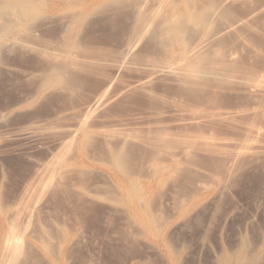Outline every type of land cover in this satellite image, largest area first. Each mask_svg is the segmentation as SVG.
Returning a JSON list of instances; mask_svg holds the SVG:
<instances>
[{
    "label": "rangeland",
    "instance_id": "rangeland-1",
    "mask_svg": "<svg viewBox=\"0 0 264 264\" xmlns=\"http://www.w3.org/2000/svg\"><path fill=\"white\" fill-rule=\"evenodd\" d=\"M245 1L246 0H233L232 2V0H228L225 3V6L227 7L226 9H229H225L228 12H226V16H228V18L231 17V24L233 20V23H235V21L239 22L238 18L240 17V25L236 29H243H235L236 32H240H237V35L239 33V35L241 34L245 36V38L250 39V45H252L253 42L252 49L254 47V49L257 50H251L253 55L251 56V54H248L251 53V51H248L251 48L250 45H248L250 48H246L247 53L245 52V48V51L241 49L244 54L240 51L235 67L236 69L238 68L242 70V73L244 71V74L251 67L252 68L250 71H253L254 66L255 68L259 67L257 71L261 68H264L262 67L264 65V0ZM112 11L108 10L107 12L111 13ZM103 12L104 10L98 11V13L96 12L98 15H95V13L92 14L95 16L90 15L89 17H86L84 22H82L83 26L80 29V33L78 34V37H80L81 39L78 37L76 39H79L80 41L81 47H79V51H81L83 48L86 49L88 46L89 48L92 47V52H96L94 54L96 57H98L97 53L101 58L104 56L110 57L111 55L113 57L116 56L114 52L118 54V47L125 37L124 34L127 31V24L125 20L123 21L124 18H122L123 13L121 14V11H117L119 16L116 15L117 13L115 11V15L117 17L116 19L111 18V15L114 14V12H112L111 15L107 14L106 11L104 14H101ZM229 12L233 13L229 14ZM63 15H67L63 8L59 9L58 11H51L50 9H47L45 11L43 15L45 18L42 17V19H47V17L52 18H48L46 21H42L41 19L40 22H38L39 26H42L43 30L45 31L44 32L42 30V34H40V37H42L43 40L46 36L47 37L45 39L52 40V35H54L53 38L55 39V37L59 34L58 32L59 30H61V26H58L62 23H60V21H64L63 19L68 17L66 16L63 18ZM252 15L253 17H251V20H249V16ZM102 16H104V18ZM105 16L108 17V20L106 19L107 17L105 18ZM55 17H57V19H60H58V23L56 22L57 19ZM228 18L226 19L227 22H229ZM242 18L244 20L248 19V22L246 23L244 22V20H242L241 22ZM94 19L95 21H93ZM253 19L254 21H252ZM113 21L115 24L113 23ZM250 21L253 23H251V25L255 28H253L254 30H251L250 28H252V26H250L249 32L247 29L248 27L246 28V26ZM228 24H230V22ZM245 24L246 26L243 27ZM82 29L83 33L81 31ZM231 33L233 34V32L230 31V33L226 35L228 40L224 39V35L221 42L223 46L226 43L225 45H227L226 48L228 49L238 47V42H240L236 41V38H238L237 35H235L234 38L232 35L228 37V35H230ZM14 34L15 33H11L10 35H8L6 39H4V41L0 44V46L2 45V48L4 47L3 51L6 47L8 48L9 44L12 46H9L8 49L14 48ZM46 34H50L51 36ZM42 35H44V38ZM229 38H231V40ZM242 38L243 37L240 36V38L238 39L240 40ZM245 38L243 39L246 40ZM248 39L245 41L246 43L248 42ZM235 41L237 42V44ZM249 42L247 44H249ZM3 43L7 46H5ZM85 45L87 46L85 47ZM148 45H151V48L145 49L144 53L141 56L140 62L146 61L148 59V55H151L147 53V49L148 52L150 50V53H155L154 55H157V52L159 54L161 52L160 50V52L158 51V48L160 49V47H158V43V46L154 44L156 47L150 43ZM254 45H257V48H255ZM108 46L111 48H109ZM21 47L23 46H19V48L15 47L17 48H14L16 52L14 51V49H11L9 50V53H7V49L5 50L6 53H0V82L2 83L0 84V86H2L0 87V113L5 108L4 106L10 105L21 97H25L31 94L30 92H33L39 82L37 77H35L36 79L30 77L32 78V80H26L24 79V77H22L21 73H18L20 71L22 72L23 68L24 70L27 69L26 71H29L30 68L33 70L37 66L36 64H38L34 56L33 59H30L32 55H27L25 53L27 52V48L25 49V47H23L26 50L25 51ZM258 48L261 50H259ZM22 49L25 52L22 51ZM103 49L104 51H106V53H103ZM12 50L14 52L11 53L10 51ZM111 50L114 52H112ZM258 50L260 51V54H263L259 55L260 57L254 56L255 53L253 51L258 52ZM261 51L263 53H261ZM84 52L86 57H92L91 51L86 52L84 50ZM89 52H91V54H89ZM22 53L26 54H24L25 57L21 55ZM241 54H243L242 57ZM246 54V58L249 59L250 56L252 57V59H249L250 62H248L249 60L247 61V59L244 58ZM94 55L93 57L96 58ZM248 55L250 56L248 57ZM107 57H104L103 59ZM109 57L105 60H109ZM115 58H117V56ZM31 60H33V62ZM251 60H254L252 61L253 63H251ZM34 62H36V64H34ZM108 62L111 63L112 58L111 62L110 60ZM96 63L97 65L94 63L95 67L93 69L91 67H93L92 65L94 64H90V68L86 65L85 66L87 67V69L85 67L83 68L86 71H83L82 69L81 71H78L80 69L77 68L72 72V79L77 84L76 90L72 92L73 94L71 92L68 93L67 91H64V93L59 92L58 94V92L55 91V98L51 95V98L47 99L49 102H46L47 100L42 101V103L40 102L32 111H29V115L26 113L18 116L11 115V113H9L6 114V117L3 116L5 119L0 116V127L5 126L4 128L8 129V132L6 131L5 135L1 134L2 137L0 135V155L10 168L8 172H3L4 170H2L0 167V186L3 188L2 189L0 187V192L3 202H6L7 205H11L12 201L14 202L20 196V192L22 189L21 185H23V181L35 168V162L37 160L46 161L47 156L48 160L53 151L57 148L54 141L56 142L57 140H59L63 135V128H68L67 126L73 125L75 120L67 119L66 121L56 124V127H54L55 129L53 128L54 133L50 132L48 135L49 137L39 139L41 141H38V138H35L34 140V138L32 137L10 141L8 138L10 135V130L24 124V121L26 122L28 120V117L30 118L31 114H34L33 116L39 115L37 118H45L46 116H50L51 114L55 113V111H59V109L60 111L61 109H83L82 107L88 104V99L91 97V95L99 91V89H101L105 81H107L110 76L115 77V80L117 79L113 83V87L111 89L112 92H110L112 98L109 103L106 104L102 109H100L97 114L92 116L91 120H88V124H90H87V126L89 129L92 128L91 130L93 131V142H90L91 146L90 144L88 145V153H91L90 155L93 154V157L89 156L85 159V162L76 163V166L74 164L75 162H73V165L70 164V166L72 165L73 168L72 172V168L70 167L71 169L67 170L66 175L63 174V176L61 174L62 177L60 179L61 181H63V183L60 182V179L58 180L59 176L56 177L57 179H55L54 187L43 198L45 202L42 201L43 203H41L40 208L42 206V216L43 213L45 214L43 218L44 220L46 219V226L44 224V226L42 224H39L40 226L34 225L33 228L37 229L36 227L39 226V228L41 229L43 226L44 230L45 228L47 229V233L44 234V236L47 235V237L43 238L42 236L41 242L35 245V247L37 245L38 246L31 249L33 250V252L35 251L34 248L36 249V251L33 253L34 259L32 258V264H59V256L63 253V250L65 248L64 246H66V244H69V247H72V249L70 250V252H72H69V254L71 255L68 256L65 264H173L171 253L169 252L167 247L168 244H172L171 241H173V244L174 242L177 243L175 246L179 249L180 259L185 258L187 264H209L214 256L228 252L230 248L231 250H233V248H235L234 246H236L244 236L247 237L252 244L254 243L253 241L257 243L259 239H261V236L263 237L264 234V160L262 159V161H260L261 158L259 159V162L262 163L252 160L253 157L251 158L249 156L248 158V155L246 156V154H242L246 156L245 159L242 160L243 162L241 161V159L244 158V156L242 157L241 155L242 158H238L243 163V166H245L242 167V163L238 162L241 163V166H239L236 161L239 168H243L241 169L243 171H239L240 177H235L236 179L238 178L237 181H235V178L233 179L232 184L234 181L237 184L235 183L236 185H231L230 192L227 193L228 198L225 196L227 199L224 200V204L223 202L220 203L221 205L219 207V210H215V206H213V211L212 209L211 211H209L210 209L206 210L207 214H205V211L201 210L203 211L201 212L199 210L198 215H196L199 217H195V211L190 215L191 217L188 215L190 219H188V216L183 218L181 216L187 210H192V207L195 203L205 201L211 196L213 192V190L211 189H214V184L212 185V181L216 180L219 177H217L216 175H220L221 172V174H223L225 172V167L227 169L230 166L231 161H233L232 159H234V155H232L231 153L235 154V149L234 146H232V149L230 147L232 144L235 145V140L237 139V141H240V137L243 138V136V139L245 140V137L252 136L251 134H246L248 133L245 132L247 131V129L244 131V128L242 127V129L240 127L241 123H243L244 127H248L246 126L248 122L244 121L248 119V116H245V119L242 117V115L240 117H237V120H235L234 118V122L236 121V126H234L235 124H232V120L231 125L233 126L229 127L230 123L227 124V121L222 122L223 119H221V116L214 114L215 116L217 115L215 118L216 120H214V115H211V117L210 114L207 115L205 111L208 112V110H202L201 112L203 113V115H201L199 107H201V109L202 107L203 109L204 107L210 109H215L218 107V110H220V107L222 106L223 108L226 107L228 110L229 108H233L232 106L236 108L235 105H237L238 107V105L242 103V106L247 103L249 106H247L246 104L245 105L250 108L249 103H251L252 101H248L249 99H246L248 96H250V94L244 99V96H246L248 92H245L246 95L242 92L245 90V88L244 90H240L241 92L237 93L239 88H243H238V86L234 87L230 84H226L228 86H226L225 84L221 85L218 84L219 82L215 81V79L214 81L210 82L209 80L211 78H204L206 79V81L209 79V82H207V84L204 82L205 80H200L201 82H204L202 84H205L203 88L194 87L196 83H188L193 86L188 87L187 84L186 86L185 83L179 81L180 84H182L181 86L175 79L174 81L176 82H174L170 77H154L155 75H152V77H150L151 75H148L143 71H137L138 69L135 70L136 67L134 68V66H131V68L129 67L128 71L123 70V72L114 75L113 67L110 64L107 65L100 62L102 65L101 66L98 65L99 62ZM11 65H15L17 68H15V70L11 69ZM247 65L250 68H248ZM100 66L103 68H101ZM90 69H92V71ZM93 71H95V73ZM84 72L89 73L84 74ZM259 72H261V70H259ZM17 77L20 79H18ZM202 84L200 85V82L199 84L197 82L196 85L202 86ZM230 86H232L236 90V92L235 90L233 91V88ZM217 87L219 88V90H216ZM171 100H174L175 102ZM253 100H255V98H253ZM257 101L260 103L258 99ZM43 102L45 103V105ZM179 103H182L184 105L180 104L179 107ZM254 103H251V106ZM186 106L188 107L187 112ZM191 106L194 107L193 112V107L190 110ZM177 109L178 112L185 111L186 114L185 112H182L183 115L180 112L177 113ZM198 109V114L195 115L197 113H195V111ZM210 109L209 113L213 110ZM218 110L213 112H218ZM175 112L177 113V115ZM98 114L99 116H97ZM199 114L201 116H204L205 119L207 118L208 120L202 119L201 117H199ZM196 116H198L199 118H196ZM257 116L258 118L259 116L261 117V115ZM241 117L243 119H241ZM249 117L252 118V116ZM209 118H212V120ZM217 118L221 119L220 121L222 123L219 120L217 121ZM252 119L255 120L254 122L257 121V123L259 121V119H255L254 116ZM252 119H248V121L250 120L251 122L249 121L247 125L251 123L249 125L251 126L254 123ZM260 120H262V117L260 118ZM243 121L246 123L244 124ZM262 121L258 123L259 126L262 124V126H264V122ZM91 125L92 127H90ZM233 127H236L237 129ZM99 131H101L100 134L103 132H107V134L110 135L109 137L105 134L107 137L111 138L109 139V141L108 139H106V141H108V144H110L109 142L111 141V145H109L108 147L112 146L113 149L117 148L115 150L116 153L111 148L107 149V144L105 143L106 141L102 142L103 138L105 139V137H103V134H101L102 138L97 135ZM241 133H244V135L242 136ZM50 134H57L55 136L56 138H53L54 135H52L51 137ZM6 135H8V137ZM214 135L217 136L214 137ZM118 136H120V139ZM216 137L218 138V140L222 139L223 137L227 138L226 140L223 138L222 141L225 140L224 145H226L229 141L231 145L228 143V145L230 146L228 147L231 150H229V148H227L226 150L225 148L227 147V145L225 147L223 144L222 145L224 147L222 148H224V152L230 151L228 153L229 155H232V159H230L231 157L226 153L225 154L227 156L223 154L224 152L221 151V146L219 147L220 144L218 140L214 141L217 142L216 145L219 144L217 145L219 147V152L216 151L217 153L215 152V150H213V148H218L215 147L216 145H211L213 147H211L212 150H210V148L208 147L210 144L208 146H204L205 140L203 139H217ZM52 138L54 139V141ZM230 138H232V141L234 140V143L231 142ZM45 139L46 142L44 141ZM249 139H251V137ZM157 140L161 141L158 142ZM42 141L43 143H41L40 145L39 142ZM222 141L220 140V143ZM197 142H203L202 146L207 147L209 150L207 148H202L201 146H199L200 143ZM45 143H47V145ZM193 143H197L199 145H192ZM42 144L45 146L43 147ZM48 144L49 147H47ZM104 145H106V147ZM45 147L48 148V150ZM186 149L189 151L192 150L193 153L191 151L190 153H188L189 151H187ZM233 149L234 151L231 152ZM119 150H121L122 153L119 154ZM184 150L187 151L189 157H187V154L185 156L186 152ZM209 151L214 153H210ZM191 154L192 156H190ZM113 155H119L120 161L116 162V160L113 159ZM172 155H175L176 157ZM222 155H224L225 157ZM89 158H93L95 160L97 159L99 161L96 160V162H93V159L91 161V159ZM228 158L230 161L228 160ZM246 159L248 161L244 162V160ZM253 159L256 158L254 157ZM176 160L180 161L179 164H181L177 165ZM256 160H258V158ZM113 161L115 162V164L117 163V165L120 162L121 165L119 169H117V165H115ZM250 161L253 162L251 163ZM85 163L86 165H84ZM226 164H228V166H226ZM259 165H262L263 167H260ZM87 166L89 168H87ZM68 167L69 166H66V168ZM77 167L81 170H79ZM122 167L124 169V174L121 172ZM252 167L255 170L252 169ZM73 171H75L76 173ZM63 173H65V171ZM215 176L217 178L213 179V177L215 178ZM63 177L64 179H62ZM1 181L3 182V184ZM64 181L67 188L69 185V188L67 189L66 186H64L67 190H64L63 194L62 190L64 188ZM60 183H62L63 185ZM57 184L58 186L60 184V186L58 187ZM61 186L62 189L60 191L57 190L58 188H61ZM121 188L124 190H122ZM57 191L58 193H56ZM59 192H61L63 195L61 193L59 194ZM95 196L97 197V199H95ZM93 197L94 199L91 200ZM221 206L222 209H220ZM196 218H198V220L200 218L204 219L203 221L199 220L198 222ZM181 220L190 222H184ZM194 220L197 222H195ZM180 222H182V224H179ZM187 223L189 224L188 227L186 226L188 225ZM183 224L186 228L183 227ZM178 225H180V227L182 226L183 228H180ZM38 229L37 231H40ZM34 231L33 229H31V232ZM35 233L37 234L39 232L35 231ZM169 236L170 238H168V240L167 237ZM185 239L189 242H187ZM164 242L166 244H164ZM201 243L203 245H201ZM202 247H204V249ZM50 252L52 254H50ZM53 253L56 256L58 255L56 257V260L54 259ZM190 253H192L193 255ZM29 257H32V255L30 254ZM202 257L205 258L203 259ZM47 258H50L51 260ZM30 262L31 260L28 261V263Z\"/></svg>",
    "mask_w": 264,
    "mask_h": 264
},
{
    "label": "bare ground",
    "instance_id": "bare-ground-1",
    "mask_svg": "<svg viewBox=\"0 0 264 264\" xmlns=\"http://www.w3.org/2000/svg\"><path fill=\"white\" fill-rule=\"evenodd\" d=\"M227 1L228 0H0V44L4 41V39H6V37L8 35H10L11 33H15L14 34L15 35L14 41H13L14 48L15 47L19 48V46H23V47H25V49L27 48V52H25L26 50L23 47H21L25 50L24 51L22 49V51H24L27 55H32V57H30V59L31 58L33 59V56H34L36 62L38 63V64H36V62H34V64L37 65L36 67H38V68L35 67L36 69L33 67L34 68L33 70L30 68L29 71H26L27 69L24 70V68H23L22 72L21 71L20 72L17 71V72L21 73L22 77H24V79H26V80H28V79L32 80V78H30V77H33V79H36L35 77H37V79L39 80L36 88L33 90V92L32 91L30 92L31 94H29L28 96H25V97H21L20 99H18L17 101H15L14 103H12L10 105H6V106L3 105L5 108L1 111L0 116L2 118H4L3 116L6 117V114H9V113H11V115H18V116L21 114L22 115L26 114V113L29 115V111H32L36 107L37 104H39L40 102L42 103V101H44V100L46 101L48 98H51V95L53 97L56 94V93H54L55 91L58 92V94H59V92L64 93V91H67L68 93L74 92L77 88V84L72 79V72L77 68L80 69L78 71H81V69L83 71H86L85 69H83L84 67L87 69V67L90 68V66H89L90 64L95 63L97 65L96 62H99L98 65H101V63L107 64V65L110 64L113 67V74L114 75L123 72V70L128 71L129 67L131 68V66H134V68L136 67L135 70L138 69L137 71H139V70L143 71L144 73L151 75L150 77H152V75H155L154 77H156V76L157 77L162 76V77H166V78L170 77L171 79H173V81L175 79V80H177V82L180 81V82L185 83V85L187 84L188 87L189 86L193 87L191 84H193V83L197 84V82H198V84L200 82V85L204 82L207 84V82L214 81V79H215V81L219 82L218 84H221V85L230 84V85H233L234 87H236V86H238V88L242 87L243 89L239 88V90L237 88V90H238L237 93L241 92L240 90H244V88H245V90L242 92L245 95L247 92H248V94L246 96H244V99L250 94V96H248L249 98L247 97L246 99H249L248 101H252L251 103H254V101H255V103H258V104L254 103L251 106V103H249L250 108H248L247 106H249V105L247 103H245L247 106L245 104H244V106H242L243 105V103H242V104L238 105V107H237V105H235L236 108L234 106H232L233 108H229L230 110L229 109L227 110L226 107H225L226 108L225 109L221 106L222 110H221V107H220V110H218V107H217L215 109H217L218 112H215V113L213 111H217V110H215L214 108H211L213 110L210 111V113H209L210 108L206 107L207 108L206 109L204 107V109H203V107H202V109H201V107H199L200 112L202 110H208V112L207 111H205V112L207 113V115L210 114V117H211V115H214V114L221 116L222 117L221 119H223L222 122L227 121L226 122L227 124L230 123L229 127L233 126V125H231L232 120L234 122V118H235V120H237L238 119L237 117H240L241 115L244 119H245V116H248V119L250 118V120L253 118V116L255 117V119H257L258 118L257 115H261L262 120H263L264 119V70H263L264 68L259 69V70H261V72H259V70L257 71V69L259 67L257 66L258 68H255V66H254V68H253L254 70L250 71L252 67L250 68L247 65L248 68H250V69L247 68L249 72L247 71V72H245V74H244V71L242 73L241 72L242 70H240L238 68L236 69L235 65H236V61H238L237 58H238V55L240 54L241 49H243V51L246 50L245 52L247 53L248 48L251 47L248 50L250 52L251 50L254 49V47L252 49L253 42H252V45H250V42H251V41L249 42L250 39L245 38V36H243L241 34L239 35V33H240L239 31H237V32H239L237 35V32L235 31V29L238 28V26L240 25V17L238 18L239 22L235 21V23H233V21H234L233 20L232 24H231V21H230L231 17L229 16L230 18H228V16H226V14L228 13L226 10H229V9H226L227 7L225 6V3ZM234 1H236V0H234ZM232 2H233V0H232ZM227 6H228V4H227ZM62 8L65 10V12L67 14V15H63V18L66 16H68V17L64 18L63 19L64 21H60V23L62 22L61 25L58 24L59 25L58 27L61 26V30H59L60 28L58 29L59 34L56 36V33H55V36H56L55 39L53 38L54 35H52V38H51L52 40L45 39L47 36L44 38V35H42L44 38V40H43L42 37H40V34H42L43 28H42V26H39L38 22H40L42 17H44L43 15L47 9L48 10L50 9L51 11H58L59 9H62ZM102 10H104V12L101 14H104L105 11L107 12L108 10H110V11L113 10L112 12H114V14L111 15L112 12L111 13L107 12V14H110L112 16L111 18H115V19L117 18L116 15L119 16L117 11H119V12L121 11L120 13L121 14L123 13L122 14L123 15L122 18H124L123 21L125 20V22L127 24L126 25L127 31L124 34L125 37L123 38L122 43L121 44L119 43L120 45H119L118 51H117L118 54H116V52L111 50L112 52L115 53L117 58H115L116 56L112 57V55L110 57L108 56L110 58L109 59L110 62H111V58H112L111 63L108 62L109 60H105V59H108L107 56H104L107 58L103 59L104 57L101 58L100 55L97 53L98 57H96L94 55L96 52L95 53L92 52V50H91L92 47L89 48L87 45H85V47L87 46L88 49L87 48L86 49L81 48L82 50L80 49L81 51H79V47H81L80 41H79V39H76L78 37V34L80 33V29L83 26L82 22H84L85 18L89 17L92 14H95L96 12L98 13V11H102ZM115 11L117 13L116 15H115ZM97 13L95 15H98ZM232 13L229 12V14H232ZM95 15H92V16H95ZM234 15H235V13H234ZM234 15H232V16H234ZM99 17H101V16H99ZM102 17L104 18V16H102ZM106 17L107 16H105V18ZM120 17H121V15H120ZM226 17L229 19L230 24H228L229 22H227ZM251 17H253V15L249 16V20H251L250 19ZM48 18L51 19L52 17L51 18L47 17V19ZM55 18L57 19V17H55ZM47 19H44V20L46 21ZM58 19L56 21L57 23L60 20V19L59 20ZM106 19L108 20V17ZM109 19H110V17H109ZM44 20L42 19V21H44ZM242 20H244V19L242 18L241 22H242ZM247 20H244V22L247 23L248 22ZM93 21H95V19ZM252 21H254V19ZM113 23H114V21H113ZM249 23H248L249 25L247 24V26H246V24L244 26L242 25L243 27H245V26H246V28L248 27L247 28L248 31H249V27L252 26L251 25L252 22L250 21ZM120 24H122V23H120ZM97 27H98V25H97ZM253 28H255V27L252 26V28H250V29L254 30ZM239 29H236V30H239ZM241 29H243V28H241ZM106 30H108V29H106ZM81 31L83 33V29ZM230 31L233 32L234 35L231 33L230 35H228V37L232 35L234 38V36L237 35L238 38H240V36H242L246 40L248 39L249 44H247L248 42L246 43L245 42L246 40H244L243 38L240 40L238 38H236V41H240V42H238L239 43L238 47L233 48V49H228V48H226V46H227V45H225L226 43L223 46V44L221 43L222 39L225 35L226 38L224 37V39L228 40L226 35L228 33H230ZM101 32H102V30H101ZM47 33H50V32H47ZM46 35L51 36L50 34H46ZM78 38H80V37H78ZM231 38H229V39L231 40ZM120 42H121V40H120ZM153 42H156V43H153ZM225 42H227V41H225ZM149 43L153 44V45L154 44L157 45V43H158L159 46L158 45L157 46L160 47V49L158 48V51L160 50L161 52L159 51L160 52V54H159L156 51L157 55H154L155 53H150V50L148 52V49H147L146 50L147 53H149L151 55H148V57H147L148 59L146 61L140 62L141 56L144 53L145 49L151 48V45H148ZM91 44H92V42H91ZM236 44H237V42H236ZM4 45L7 46L6 44H4ZM16 45H18V46H16ZM48 45H49V47H48ZM88 45H90V44H88ZM248 45H250V47ZM1 46H0V53H6L5 50H7L9 48V46L11 47L12 45L9 44L8 48L6 47L4 49L5 52L3 51L4 47L2 48ZM244 46H247V47H244ZM254 46H255V48H257V45H254ZM14 48H11V49H14ZM109 48H111V47H109ZM244 48H245V50H244ZM11 49H8L7 53H9V50H11ZM15 49H17V48H15ZM15 49H14V51H15ZM84 50L86 52L91 51L92 57L91 58L86 57L84 54L85 53ZM95 50H97V49H95ZM254 50H256V49H254ZM259 50H261V49H259ZM259 50H258L259 54H258V52L253 51L255 53L254 56L260 57L259 55H263V54H260ZM14 51L12 50L10 52L12 53ZM103 51H104V49H103ZM103 51H101V52H103ZM152 51H153V49H152ZM91 52H89V54H91ZM20 53H21V51H20ZM25 53H22L21 55L24 56ZM103 53H106V51H104ZM242 53L244 54V52H242ZM261 53H263V52L261 51ZM89 54H86V55H89ZM109 54H110V52H109ZM243 54H241V57ZM248 54H251V56H253L252 51H251V53H248ZM93 55L96 58H94ZM246 56H247V54L245 55L244 58L247 59V61L249 59H252V57L250 55H248V57L250 56L249 59L246 58ZM26 57H28V56H26ZM113 58H115L116 60ZM31 61L33 62V60H31ZM252 61H254V60H251V63H253ZM248 62H250V60ZM95 64L92 65L93 66V67H91L92 69L95 67ZM11 66L12 67H10V68L13 70H15V68H17L15 65L14 66L11 65ZM104 66H106V65H104ZM262 67H264V65ZM101 68H103V67H101ZM92 69H90V70L92 71ZM238 70H240V71H238ZM93 72L95 73V71H93ZM85 73L86 72H84V74ZM88 73H86V74H88ZM144 73H143V75H144ZM204 78H209V79L211 78L212 80L208 79L209 81L208 80L206 81V79H204ZM18 79H20V78H18ZM202 79L205 81L201 82ZM116 80H115V77L110 76V78L107 79V81H105V83L101 87V89H99V91H97L95 94L91 95V97L88 99V104L85 105L84 107H82L83 109H80V110H75V109H68V110L64 109V110H62L61 109V111L59 109V111L57 110L58 112L55 111V113L51 114L50 116L48 115L45 118H43V117L37 118L39 115L33 116L34 114H31L30 118L28 117V120L26 122L24 121V124L19 125V126L13 128L12 130H10L9 137H8V135H6L10 141H15V140H19L22 138H28V137H32V138H34V140H35V138H38V141H41L39 139H44L45 137L48 138L49 137L48 135L50 132L54 133V129H55L54 127H56V124L61 123L63 121H66L67 119L68 120L69 119L75 120L74 124L70 125L71 127L66 125L68 128H63V130H62L63 135L56 142L54 141L53 138L57 134H50L51 137H52V135H54L52 139H53V141L57 147L56 150H54L52 154L50 153L51 156L49 155L50 157L48 158V160H47L48 156L45 152V154L47 156V157L45 156L46 161L45 160L44 161L37 160L35 162V168L29 174V176L26 177V179L23 181V185H21L22 189L20 192L21 193L20 196L14 202L13 201H12V203L10 202L11 205H9V204L7 205L6 202L5 203L3 202L2 195L0 192V264H32V262H33L32 258L34 259L33 253L36 251L35 248L38 246L37 245L35 247V245L37 243L39 244V242H41L42 236H43V238L47 237V235L44 236V234L47 233V231H46L47 229L45 227H44L45 230L43 229V226L44 225L46 226V223H45L46 219L44 220V218H43L45 214L43 213V216H42V209H41L42 206L40 208L41 203L45 202L43 198L54 187L55 179H57L56 177L59 176L58 177V180H59L63 174L66 175L67 170L72 168L73 162H75L74 164L76 166V163L85 162V159L88 158L89 156L93 157L92 156L93 154L90 155L91 153H88V145L90 144V146H91V143L93 142L92 141L93 131L91 130L92 128L89 129L87 126L88 120L89 119L91 120L92 116L97 114V112L100 109H102L106 104L109 103V101L112 98V95L110 94V92H112L111 89L113 87L114 81H116ZM139 82H140V80H139ZM174 82H176V81H174ZM180 82L178 84H180ZM188 83H191V84H188ZM0 84H2V83L0 82ZM180 85L182 86V84H180ZM195 85H194V87L203 88V86L205 84H202V86H198V85L195 86ZM226 86H228V85H226ZM0 87H2V86H0ZM230 87H232V86H230ZM217 89L219 90L218 87L216 88V90ZM234 90L235 89L233 88V91ZM235 92H236V90H235ZM126 93H128V92H126ZM243 93H242V95H243ZM55 96H54V98H55ZM251 97H252V100H251ZM253 98H255V100H253ZM256 98L260 101V103L257 101ZM170 99H173V98H170ZM171 101L175 102L174 100H171ZM46 102H49V101L47 100ZM180 104H182V103L178 104L179 107H180ZM44 105H45V103H44ZM182 105H184V104H182ZM192 107L193 106H191L190 110L192 109ZM176 111H177V113L180 112V111L178 112V109ZM187 111H188V107H187L186 112ZM193 111H194V107L192 109V112ZM197 111H199V109L196 110L195 113ZM182 112L184 113L185 111H181L180 113L182 114ZM186 112H185V114H186ZM177 113H176V115H177ZM181 114H179V115H181ZM197 114H198V112L195 115H197ZM200 114L203 115L202 112ZM201 115L199 117H201L202 119H205V117L201 116ZM204 115H205V113H204ZM97 116H99V114ZM198 116H196V118H199ZM216 116L214 115V120H216L215 119ZM249 116H252V118ZM256 116H257V118H256ZM242 117H241V119H243ZM261 117L259 116L258 123L260 121H262V120H260ZM212 118H209V119L212 120ZM221 119L217 118V121L218 120L220 121ZM248 119H246L244 121L249 123L250 120L248 121ZM104 120H107V119H104ZM228 121H230V122H228ZM252 121L254 122L255 120L252 119ZM233 122H232V124H235L236 121L234 123ZM246 122H244V124ZM262 122H264V120ZM258 123L256 121L251 126H249L251 123L249 125L246 124V126H248V127H244L243 123H241L240 127L241 128L243 127L244 131L247 129V131H245V132H248V133H246L247 135H249V134L252 135V136H250L251 139H249L250 137L248 136V137H245V140H244L243 135L245 132L241 133L243 138L240 137L241 136L240 135L239 136L240 141H237V139H236L235 141L238 143L235 142V145H233V144L231 145L228 141V143L231 145V147L228 145V143L226 144L227 147H226V145H224V143H225L224 141L227 139V138H225L226 136L223 137L225 139L224 141H222L223 138L218 140L217 137H216L217 139L214 138L215 140L213 138L203 139V140H205L204 146L205 145L208 146L210 144L208 146L210 148V150H212V148H213L211 145L212 144H213V146L216 145L217 142H214V141H217V140L219 141V144H220V145L219 144H217V145H219V147L221 146V148H220L221 151L224 150V148H222L224 146L226 147L225 148L226 150L229 147L232 149L233 148L232 146H234L235 151H234V149L231 151V152H233V151L235 152V154L231 153L232 155H234L233 156L234 159H232V155H229L228 152H230V151H228V152H224L225 150L223 151L224 152L223 154L226 153L227 155H229L231 157L230 159L233 160L230 163L229 162L230 160L228 158V160H229L228 162L230 163V166L227 169L225 167V170H224L225 172L223 174H221L222 172L220 173L219 171H221V170H219L218 172L220 173V175H216L217 177L219 176L218 178L216 176H215V178L213 177V179H216V178L217 179L212 181V185L214 184V189H211L212 187L210 188L211 190H213V192L210 191V192H212L211 196L208 199H206L205 201H202V202L197 201L198 203H195L193 205L192 210H190V211L187 210L188 212L186 211L185 212L186 214L184 213L183 215H181L182 218L186 217L188 215L190 216L191 214H193L194 211H195L194 212L195 217H199V216H196V215H198L199 210L200 211L203 210L206 212V213L205 212L204 213L207 214L206 210L210 209L209 211H211L213 206H215V210H217V209L219 210V207L221 205L220 203L223 202V204H224V200H226L228 198L227 193L230 192L231 185H234L236 183L235 181L238 180V178L236 179L235 177H240L239 171H243L241 169H243L242 167H244L245 165L243 166L242 160L245 159V157L247 155H248L247 156L248 158H249V156L251 158L252 157L253 158L255 157L256 159L258 158V160L252 158V160H255L256 162H259L260 158H261L260 161H262V159L264 160V126H262L263 124L259 126ZM234 126H236V124ZM4 127H0V135L1 134L5 135V132L6 131L8 132V129H5ZM8 127H6V128H8ZM62 127H64V126H62ZM90 127H92V125ZM233 128H236V127H233ZM55 132H57V131H55ZM100 132L101 131H99L97 135H99V137L102 138L101 134H103V137H105V139L103 138L102 142H105L106 139H108V141H109V139H111V138H109L110 135H108L107 132L106 133L103 132L101 134H100ZM105 134L108 135L109 137H107ZM2 135H1V137H2ZM215 136H217V135H214V137ZM5 137H3V138H5ZM118 137L120 139V136H118ZM113 139H114V137H113ZM231 139L232 138H230V140ZM241 139L244 141H242ZM99 140H102V139H99ZM220 140L222 141L221 143H220ZM44 141L46 142V139ZM108 141L105 142L107 144V149L108 148L113 149L112 146L108 147L109 145H111V141L109 142L110 144L107 143ZM159 141H161V140H159ZM233 141L231 140V142H233ZM112 142H114V141H112ZM0 143H1V141H0ZM39 143L41 145V143H43V141L39 142ZM197 143H200V145ZM197 143H196L197 146L199 145L202 148H207V147L202 146L203 142H197ZM45 144L47 145V143H45ZM51 144H53V143H51ZM196 144L193 143L192 145L196 146ZM217 145L215 147H218ZM42 146L44 147L45 145L42 144ZM104 146L106 147V145H104ZM47 147H49V144ZM183 147H185V146H183ZM219 147L217 148L218 150L214 149V148H213V150H215V152L216 151L219 152ZM230 148H229V150H231ZM46 149L48 150V148H46ZM116 149H113L115 153H116V151H115ZM51 150H52V147H51ZM119 151H120L119 154L122 153L121 150H119ZM187 151H189V150H187ZM187 151H185L186 152L185 156L187 154ZM190 151L192 152V150H190ZM190 151L188 153H190ZM194 151H195V149H194ZM203 152H204V149H203ZM115 153H113V154H115ZM210 153H214V152H210ZM220 154H222V153H220ZM242 154H246V156H244ZM241 155H242V157L244 156V158H242ZM113 156H114L113 159L116 160V162L120 161L119 155H113ZM172 156H175V155H172ZM190 156H192V154ZM222 156H224V155H222ZM187 157H189V154H187ZM238 158H242L241 159L242 162ZM89 159H91V158H89ZM92 159H91V161H92ZM96 160L93 159V162H96ZM97 161H99V160H97ZM236 161H237V163L238 162L242 163L241 168H239V166H241L240 165L241 163H238V165H239L238 166ZM247 161H248L247 159L244 160V162H247ZM172 162H174V161H172ZM179 162L180 161H177L176 164L178 165ZM250 162L252 163L253 161H250ZM113 163L115 164L114 161H113ZM259 163H262V162H259ZM70 164H72V165L70 166ZM84 165H86V163ZM115 165H117V163ZM120 165L121 164L119 162L117 165V169H119ZM66 166H69V167L66 168ZM88 166H87V168H89ZM226 166H228V164H226ZM259 166L263 167L264 165L263 166L259 165ZM0 167L2 170H4L3 172H8L10 170L9 166L5 163V160L2 158L1 155H0ZM252 169H254V168L252 167ZM259 169H262V168H259ZM62 170H63V172L65 171V173H63ZM72 170H73V168L71 169V172H72ZM79 170H81V169H79ZM123 171H124V169L122 167L121 172L123 173ZM73 172H75V171H73ZM238 173H239V176H238ZM234 178L236 180L232 184V181ZM62 179H64V177ZM256 180H257V178H256ZM60 182L63 183V181H61V179H60ZM213 182H215V183H213ZM62 183H60V184H62ZM2 184H3V182H2ZM60 184H59V186H60ZM65 184L66 183L64 181V185L62 184L63 187L66 186ZM57 186H58V184H57ZM123 187H125V186H123ZM64 188L62 190V193L64 190L66 191L69 188V185H68V188L66 186L67 189L66 188L64 189ZM61 189H62V186H61V188H58L57 190L60 191ZM122 190H124V189H122ZM70 191H72V190H70ZM56 193H58V191ZM60 193L61 192H59V194ZM205 198H207V197H205ZM86 199H87V197H86ZM93 199H94V197L91 200H93ZM95 199H97V197ZM8 203H9V201H8ZM193 203H194V201H193ZM225 203H226V201H225ZM4 204L7 206H5ZM222 206H224V205H222ZM222 206L220 209H222ZM188 208H190V207H188ZM44 210H45V208H44ZM203 211H201V212H203ZM212 211H213V209H212ZM233 211H234V209H233ZM181 214H182V212H181ZM202 215H203V213H202ZM190 217L188 219H190ZM205 217H206V215H205ZM215 217H216V215H215ZM203 219L200 218L199 220L203 221ZM196 220L199 222L198 218H196ZM181 221H184V220H181ZM197 221H195V222H197ZM186 222H190V221H186ZM207 222H208V220H207ZM39 224L40 225L44 224L41 229L39 228V226H40ZM179 224H182V222H180ZM200 224H201V222H200ZM34 225H36V226L39 225L36 228L37 229L39 228L38 230H40V231H37V229L33 228ZM190 225H191V223H190ZM203 225H204V223H203ZM178 226L180 227V225H178ZM186 226L188 227L189 224ZM183 227H185V225ZM31 229H33V231L35 230L36 232H39V233L36 234L35 231L31 232ZM181 234H182V232H181ZM207 234H208V231H207ZM76 237H77V235H76ZM168 238H170V236L167 237V239ZM184 238H185V236H184ZM236 239H238V238H236ZM174 240H176V239H174ZM46 241H43V242H46ZM171 242L173 244V241H171ZM187 242H189V241H187ZM253 242H254L253 243L254 245L251 243V241L247 237L244 236L241 238L239 243L236 246H234L235 248H233V250H231V248H230L229 250H231V251L228 250V252H225L222 254L218 253L219 255H216V256L213 255L214 257L211 259L209 264H264V234H263V237L261 236V239H259V241L257 243H255V241H253ZM164 244H166V243L164 242ZM172 244H168L167 247H168L169 252L171 253V256H172L171 259H172L173 264H187L186 263L187 261L185 258H184L185 260L180 259L179 249L175 246L177 243L174 242V244L173 245ZM42 245H44V244H42ZM201 245H203V244L201 243ZM33 247H35L34 252H33V250H31ZM43 247H45V246H43ZM47 247H48V245H47ZM49 247H50V245H49ZM64 247L65 248L63 250V253L59 256V259H58L59 264H65L68 256L71 255V254H69V252L72 249V247H69V244H66V246H64ZM204 247H202V248L204 249ZM62 248H63V246H62ZM49 250H51V249H49ZM60 250H59V252H60ZM40 251H42V250H40ZM192 253H190V254H192ZM30 254L32 255V257H29ZM50 254H52V253L50 252ZM53 256H54V259L56 260L57 259L56 257L58 255L56 256L53 253ZM47 259H50V258H47ZM208 259H210V258H208ZM29 260H31L30 263H28ZM199 261H200V259H199ZM169 263H171V262H169ZM202 264H204V263H202ZM206 264H208V263H206Z\"/></svg>",
    "mask_w": 264,
    "mask_h": 264
}]
</instances>
